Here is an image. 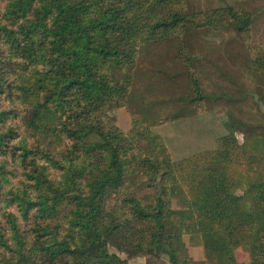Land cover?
<instances>
[{"label":"trees","instance_id":"16d2710c","mask_svg":"<svg viewBox=\"0 0 264 264\" xmlns=\"http://www.w3.org/2000/svg\"><path fill=\"white\" fill-rule=\"evenodd\" d=\"M224 20L249 31L248 12L185 0H0V264H264V121L172 160L136 116L126 131L107 116L155 73L150 49L178 43L190 63L185 34ZM251 64L264 71V46Z\"/></svg>","mask_w":264,"mask_h":264},{"label":"rangeland","instance_id":"374dc122","mask_svg":"<svg viewBox=\"0 0 264 264\" xmlns=\"http://www.w3.org/2000/svg\"><path fill=\"white\" fill-rule=\"evenodd\" d=\"M185 1L187 9L193 12L228 6L248 12L249 31L240 33L227 20L190 30L183 37L190 63L179 55L178 43H172L174 48L169 46L167 50L161 44L155 50L150 49L149 57L160 59V64L147 66L156 69L155 73L149 72L152 77L148 80L135 79L129 104L107 112L111 124L123 131L130 128L131 118L136 116L162 138L172 160L213 148L216 138L229 131L226 122L256 125L264 121V71L254 70L251 64L252 50L264 46V0ZM189 71L202 89L204 99L200 102H186L192 93ZM176 74L180 75L172 78ZM235 134L242 141L239 129H235ZM145 145L143 140L139 147ZM144 192L150 191L139 193ZM170 202L172 208L179 207L180 195L175 193ZM111 203L110 200L108 204ZM110 250L114 251L112 247ZM118 255L126 258L125 253ZM245 258L239 254V264H248ZM147 260L160 262L138 256L128 258L127 263L145 264Z\"/></svg>","mask_w":264,"mask_h":264},{"label":"crops","instance_id":"0c3cea01","mask_svg":"<svg viewBox=\"0 0 264 264\" xmlns=\"http://www.w3.org/2000/svg\"><path fill=\"white\" fill-rule=\"evenodd\" d=\"M183 241L185 242L189 255L195 260L202 261L203 251L199 237L196 235H185Z\"/></svg>","mask_w":264,"mask_h":264}]
</instances>
